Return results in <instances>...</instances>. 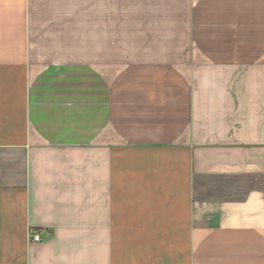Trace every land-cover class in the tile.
<instances>
[{
  "label": "crops",
  "instance_id": "1",
  "mask_svg": "<svg viewBox=\"0 0 264 264\" xmlns=\"http://www.w3.org/2000/svg\"><path fill=\"white\" fill-rule=\"evenodd\" d=\"M0 264H264V0H0Z\"/></svg>",
  "mask_w": 264,
  "mask_h": 264
},
{
  "label": "built area",
  "instance_id": "2",
  "mask_svg": "<svg viewBox=\"0 0 264 264\" xmlns=\"http://www.w3.org/2000/svg\"><path fill=\"white\" fill-rule=\"evenodd\" d=\"M30 240L39 241V237L35 233H30Z\"/></svg>",
  "mask_w": 264,
  "mask_h": 264
}]
</instances>
